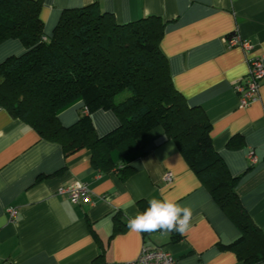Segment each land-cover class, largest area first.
I'll return each instance as SVG.
<instances>
[{"label":"crops","instance_id":"obj_1","mask_svg":"<svg viewBox=\"0 0 264 264\" xmlns=\"http://www.w3.org/2000/svg\"><path fill=\"white\" fill-rule=\"evenodd\" d=\"M46 37L62 10L97 3L120 24L154 16L164 23L160 47L172 84L188 106H199L210 122L214 151L229 174L240 205L264 237V78L259 96L244 108L235 87L252 58L264 62V0H41ZM235 33L252 49L227 48L222 39ZM22 49L0 46V60ZM84 107L77 101L58 113L64 127L74 124ZM98 137L118 126L111 111L90 115ZM231 141L233 146L228 147ZM141 148L124 162V180L116 169L102 172L81 151L64 157L61 147L42 140L33 129L0 108V264H117L137 258L143 247L160 248L178 264H242L224 246L239 232L189 169L175 143L154 128L138 139ZM251 153L255 159H248ZM170 174L167 182L165 176ZM84 184L89 204H72L65 192ZM189 206L190 229L176 241L172 233H134L126 220L151 198ZM129 201L134 205L129 207ZM12 208L10 218L7 209ZM256 264H264V260Z\"/></svg>","mask_w":264,"mask_h":264},{"label":"trees","instance_id":"obj_2","mask_svg":"<svg viewBox=\"0 0 264 264\" xmlns=\"http://www.w3.org/2000/svg\"><path fill=\"white\" fill-rule=\"evenodd\" d=\"M41 7V0H0V46L15 42L22 49L0 60V108L42 140L58 144L66 159L89 152L95 169H116L122 180L133 169L119 168L112 153L124 162L141 149L139 138L161 128L238 230L239 236L224 248L242 264L263 261L264 237L235 192L239 177L229 174L214 151L202 108L188 106L172 84L160 47L164 23L149 16L120 24L92 3L62 10L46 37ZM77 101L84 105L78 120L62 126L58 113ZM97 110L111 111L118 120L101 137L90 119ZM140 207L143 212L148 206ZM179 238L172 233V241Z\"/></svg>","mask_w":264,"mask_h":264},{"label":"built area","instance_id":"obj_3","mask_svg":"<svg viewBox=\"0 0 264 264\" xmlns=\"http://www.w3.org/2000/svg\"><path fill=\"white\" fill-rule=\"evenodd\" d=\"M222 41L227 48L238 47L244 53L252 49L249 41L241 39L235 33L226 35ZM247 65L248 70L245 78L234 88L238 95V104L240 108L247 107L257 100L259 96V82L264 78V62L261 59H249ZM248 159L252 163L255 161L251 153L248 154ZM170 178V174H167L165 176V181L168 182ZM65 192L72 204H89L91 202L90 191L84 184L76 183L71 185ZM7 213L10 218L14 217L15 212L12 208H8ZM117 264H178V262L172 255L163 249L143 247L136 259L127 262H119Z\"/></svg>","mask_w":264,"mask_h":264},{"label":"clouds","instance_id":"obj_4","mask_svg":"<svg viewBox=\"0 0 264 264\" xmlns=\"http://www.w3.org/2000/svg\"><path fill=\"white\" fill-rule=\"evenodd\" d=\"M129 201V207L134 205ZM149 206L143 212H137L126 220L127 228L134 233H153L157 231L184 235L190 229L193 215L189 206L181 205L176 200L151 198Z\"/></svg>","mask_w":264,"mask_h":264}]
</instances>
